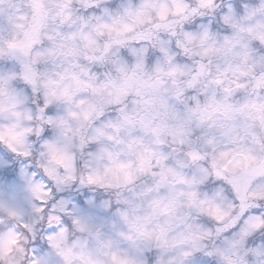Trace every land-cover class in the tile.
<instances>
[{
	"label": "clouds",
	"instance_id": "9594fccd",
	"mask_svg": "<svg viewBox=\"0 0 264 264\" xmlns=\"http://www.w3.org/2000/svg\"><path fill=\"white\" fill-rule=\"evenodd\" d=\"M0 264H264V0H0Z\"/></svg>",
	"mask_w": 264,
	"mask_h": 264
}]
</instances>
